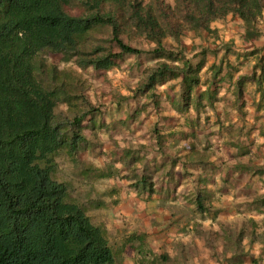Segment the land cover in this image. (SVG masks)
<instances>
[{
  "label": "trees",
  "instance_id": "trees-1",
  "mask_svg": "<svg viewBox=\"0 0 264 264\" xmlns=\"http://www.w3.org/2000/svg\"><path fill=\"white\" fill-rule=\"evenodd\" d=\"M263 10L264 0H0V264L115 262L106 228L91 222L71 181L56 178L60 158L76 162L80 144L88 142L84 119L97 111L78 69L103 73L125 55L144 53L129 43L143 38L155 44L149 53L156 61L133 92L179 80L172 106L198 111L203 101L212 104L214 94L207 87L198 92L203 61L193 64L181 49L167 50L163 40L171 37L179 45L186 31H210L212 21L228 14L242 20L246 39H254ZM45 50L73 59L78 69L49 63ZM246 83L259 94L258 108L264 100V53L250 73L235 80L236 102ZM60 104L66 112L58 111ZM91 168L81 174L89 177ZM145 169L128 177L138 195L153 192ZM253 169L264 174V165ZM103 205L95 200L92 207ZM169 260L161 253L140 264Z\"/></svg>",
  "mask_w": 264,
  "mask_h": 264
},
{
  "label": "rangeland",
  "instance_id": "rangeland-1",
  "mask_svg": "<svg viewBox=\"0 0 264 264\" xmlns=\"http://www.w3.org/2000/svg\"><path fill=\"white\" fill-rule=\"evenodd\" d=\"M259 25L261 24L259 23ZM129 43L142 49L144 53L125 55L122 59L116 60L114 66L117 71L126 75L127 78H122L123 75L115 77L113 72L109 74L99 73L91 67L78 69L73 59L66 61L60 53L43 51L42 55L49 63L60 68L78 69L83 79L85 96L97 110H94L95 112L88 116L91 117L90 119H84L82 132L87 137L88 142L80 144L75 155L76 162L71 163L67 159L60 158L56 178L70 180L74 187L73 195L87 206V214L91 222L103 225L106 228L109 243L116 252L114 264H140L142 260L151 259L154 255L165 252H153L146 248L145 244V247L140 245L138 257L133 259L126 257L124 253L125 245H121L123 236L117 228L119 222L116 218L110 217L106 210L113 208L112 206L116 203L112 202L116 199L118 201L121 197L129 196L125 191L128 187L132 188L129 186L128 177L132 175L134 169L135 173L141 175L144 173V168H146L148 177L150 179L153 177L154 173L151 175L149 173L154 171L152 169L154 165L146 162L147 157H152L154 155L153 151H160L161 148L159 147L158 150L153 147L155 142L149 140L150 137L156 138L157 146L161 144L166 149V151L161 150L162 155L170 157L174 163L177 158L184 155L186 150L191 151L194 149L202 155L212 154L218 158L214 160L216 169L220 171L221 164L225 163L223 171L219 172V179L222 180L227 177V181L231 185L241 183V186L246 185L249 181L251 182L249 189H245V191L249 190L250 192L247 195L245 193L238 203H240L239 207L243 204V207L248 208L250 211L251 208L257 210L254 211L255 220L244 214L242 218L238 217L237 220L222 228L231 240L228 247L227 244L222 245L221 248L219 244L216 246L213 244L214 246L208 251L210 256L206 258L207 264H211V260L214 262L213 264H264V174L256 173L253 169L255 166L264 165V112L257 110L249 112L248 110L239 115L236 112L232 114L231 106L226 105L225 101L222 100V93L227 87V82L220 79L211 81L208 86H204L206 82L203 80V75L202 79L200 78V85L197 87L198 92L207 87L214 94L212 104L208 105L206 101H203V106L198 111L192 107H189L187 111H178L172 106L170 99H177L179 80L157 85L150 92H133L138 82L144 77L145 71L153 67L154 62H152V55L149 53L151 46L147 40L137 38L129 40ZM163 45L167 50L176 51V49H181L185 56L189 54L184 53L187 46L183 45L182 42L179 45L176 42L172 44L165 42ZM222 48L226 50L225 45H221V49L212 47L217 57L223 58L222 53H224L227 61H233L234 58L226 55L227 52H222ZM256 51L254 50L251 53L255 54L258 52ZM218 53H220V56H218ZM203 54H195L189 59L193 64H196L207 56L206 53ZM261 54L263 53L261 52ZM261 54L257 53L256 60ZM209 57H212L211 54H209ZM247 69L248 67L245 70ZM253 93L255 96L258 94L252 84L246 83L243 98L239 100L241 106L253 105L250 102ZM151 94L153 96H150ZM261 106L264 107V100ZM224 107L228 109H224ZM142 108L145 112L147 111L148 115L150 112H154L155 109L159 110L162 117L161 122L163 123L157 124L155 120H151V122L148 117L142 121L141 114H139V117L134 115V111ZM66 109L64 104L58 106V111L66 112ZM171 110L174 111L173 114L170 113ZM235 117H237L236 120H234ZM239 117L243 118V120L241 119L244 122L242 128H239V124H236L240 122ZM226 121L229 123L224 124V127H227L219 130L224 140H226L218 144V137H216V141L213 140V135L217 134L216 123H225ZM230 121H233L234 125L237 126H232ZM138 127H141L144 131L142 133L145 134L144 136L149 135L146 139L147 142H143V144L136 140L132 142V139H137L134 130ZM130 135L132 138H130ZM168 142L170 144L167 145ZM209 146L213 148H209ZM126 150L130 151L129 158L124 156ZM178 153H180L179 156ZM226 155L229 156L230 161L225 159ZM156 165H160V163ZM237 165L245 166L242 169L245 173L242 178L239 174H234V168ZM87 167H92L89 171V177L81 174V171L87 169ZM94 169H99V171ZM158 170L160 172L156 173L154 178L159 175L160 177L163 176L164 170L161 167ZM106 172H111V175L103 178L98 177L100 173ZM174 180L177 181V176L174 177ZM144 195V199L149 196L145 193ZM90 200L93 201L91 204H89ZM95 200L104 201L107 207H92ZM123 222L125 221H121L120 224ZM112 225H115L117 229L112 228ZM123 235H128V233ZM136 237V235H129L128 239H130L131 245L132 242L136 241L134 240ZM166 264H178V260L170 258ZM186 264L195 263L188 260Z\"/></svg>",
  "mask_w": 264,
  "mask_h": 264
},
{
  "label": "crops",
  "instance_id": "crops-1",
  "mask_svg": "<svg viewBox=\"0 0 264 264\" xmlns=\"http://www.w3.org/2000/svg\"><path fill=\"white\" fill-rule=\"evenodd\" d=\"M143 1L147 2L149 0ZM165 1L169 4L174 3V0ZM259 23L261 24L259 25V36L254 39H246L242 20L235 15L228 14L222 19L212 21L210 23V31H186L180 40L183 45L187 46V49L184 50V53H189L186 54L187 58H191L195 54H207L204 58L202 57L203 63L200 70V78L202 79L203 75V80L206 82L204 86H208L211 81L220 79L227 82V87L222 93V100L225 101L226 105L231 106L232 114L236 112L239 115L248 110L249 112L255 110L264 112L263 106L257 108L255 104L259 99V94L255 96L253 93L252 98H250V102L253 103L252 106H241V101H235L233 90L237 77L240 74L251 72L257 53H264V10ZM148 42L152 49L155 44L151 41ZM165 42L172 44L175 41L171 37H166L163 40V44ZM221 45H225L226 48V50L222 48V52H227L226 55L233 57V61H227L224 53H222L223 58L216 56V52L212 47L221 49ZM254 50L258 52L256 51L257 53L252 54L251 52ZM209 54L212 57H209ZM219 54L218 56H220ZM155 61L153 60L152 62ZM220 66L221 68L216 70ZM247 67L248 69L245 70ZM104 72L106 74L113 72L115 77L123 75L124 77L122 78H127L126 75L120 74L115 66ZM219 94L221 95V93ZM224 109L228 108L224 107ZM173 112V110L170 111L172 114ZM139 114L142 115V121L148 117L150 121L155 120L157 124L163 123L161 122L162 117L159 110L155 109L149 115L143 108L134 111V115L139 117ZM236 119L237 117L234 118V120ZM241 119L243 120V118L239 117L238 120L240 122L236 123L239 124V128H242L244 123ZM228 123V121L216 123L217 134L213 135V140L216 141V137H218V144H221L220 142L224 140L219 130L226 128L227 126L224 127V124L227 125ZM230 124L237 126L236 124L234 125L233 121H230ZM141 127L134 130L137 139H132V142H134L133 140L139 141L140 144L141 142L142 144L147 142L146 139L149 135L144 136L145 134H142L144 131ZM130 138H132L131 135ZM149 140L155 142L153 147L156 149L159 150L160 147L161 150L166 151L161 144L157 146L156 138L150 137ZM209 148L213 147L209 146ZM161 150L153 151L154 155L147 157L146 161L154 165L152 167L154 171L151 174L154 173L156 175V173L160 172L158 170L159 167L164 170V174L161 177L159 175L154 178L153 175V192L144 199V194H140V196L136 190L128 187L125 192L129 196L113 201L112 203L116 204L112 206V209L106 210V213L108 212L110 217L116 218L119 222L117 228H119L118 231L123 236L121 245H125L124 253L126 257L132 259L138 257L140 245L145 247L146 244V248L153 252H165L170 258H176L178 264H186L188 260L195 264H207L206 258L210 256L208 251L212 246L219 244L221 248L222 245L227 244L228 247V243L231 240L230 236L222 228L237 220L238 217L242 218L244 214L255 220L254 211L257 209L250 207V211L248 208L243 207V204L239 207L240 203H238L245 193L247 195L250 192L249 190L245 191V189H249L251 182L249 181L246 185L241 186V183L231 185L227 181V177L222 180L219 179V172L223 171L225 163L221 164L220 171L216 169L214 160L218 158L212 154L202 155L197 151L191 153L190 150H186L184 155L177 158L174 163L170 157L162 155ZM225 159L230 161L227 155ZM225 159L223 160L225 161ZM157 163H160V165H156ZM244 167L237 165L234 168V174H239L242 178L245 174L242 170ZM176 176L177 181L174 180ZM250 190L252 191L253 189ZM106 205L104 203L102 208L107 207ZM121 221L125 222L120 224ZM112 228L117 229L115 225H112ZM125 233H128V235H123ZM129 235L137 236L134 238L136 241L132 242L133 246L130 239H128ZM213 263L211 260V264Z\"/></svg>",
  "mask_w": 264,
  "mask_h": 264
}]
</instances>
